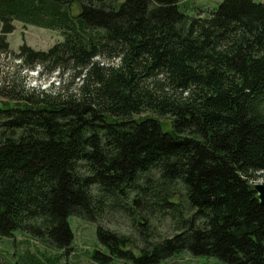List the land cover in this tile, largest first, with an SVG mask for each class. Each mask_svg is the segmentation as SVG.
<instances>
[{
	"label": "trees",
	"instance_id": "obj_1",
	"mask_svg": "<svg viewBox=\"0 0 264 264\" xmlns=\"http://www.w3.org/2000/svg\"><path fill=\"white\" fill-rule=\"evenodd\" d=\"M118 3L0 0L6 55L16 22L63 36L47 52L21 46L15 79L0 81L18 104L0 106V237L22 232L67 252L76 216L97 225L109 252L91 255L99 264H160L181 251L264 264L253 189L264 181V4L223 0L191 17L180 0ZM24 70L75 88L27 89ZM147 113L156 118H135ZM116 216L140 242L105 226Z\"/></svg>",
	"mask_w": 264,
	"mask_h": 264
},
{
	"label": "rangeland",
	"instance_id": "obj_2",
	"mask_svg": "<svg viewBox=\"0 0 264 264\" xmlns=\"http://www.w3.org/2000/svg\"><path fill=\"white\" fill-rule=\"evenodd\" d=\"M126 0H119L120 6ZM223 0H180V6L189 16L196 17L200 11H204L203 17L219 7ZM264 4V0H254ZM73 14L76 16L81 12V7L78 3H74L72 7ZM63 36L61 32L38 28L35 26L24 25L20 22L15 23L14 33L7 36L9 43L10 54L6 55L0 51V81L11 77L15 79L16 65L20 61L15 58V54L19 52L21 46L26 45L36 51L47 52L55 44L61 42ZM22 83L27 89L44 90L50 89L52 84L62 90L69 89L71 81L66 76H58L55 74L52 78L46 80L39 79V71L33 73L28 70L21 71ZM75 83H78L76 80ZM75 86V85H74ZM70 86V90L75 87ZM17 106L16 102H9L3 96H0V106L2 104ZM156 118L152 114L147 113L135 117L136 119ZM162 122L164 131H172L173 127L171 119H163ZM262 182V180H260ZM137 201V199H134ZM139 201V200H138ZM140 206V205H139ZM145 215V214H144ZM69 223L75 240L72 249L65 252L47 245L46 243L34 239L22 232H15L11 237H0V264H25L31 256H37L45 264H99L91 258V255L96 251H100L106 255L109 252L100 244L97 237V225L81 219L76 216L69 218ZM107 228L123 233L125 235L138 238L130 225V221L123 216H116L110 224H106ZM153 226L158 228V234L162 237L172 235L168 222H154ZM141 245V244H140ZM139 247V246H138ZM137 256L140 252L136 248L129 247ZM54 262V263H52ZM107 264H138L133 260H123L113 258ZM160 264H227L226 262L211 256H195L188 251H181L170 259L162 261Z\"/></svg>",
	"mask_w": 264,
	"mask_h": 264
},
{
	"label": "water",
	"instance_id": "obj_3",
	"mask_svg": "<svg viewBox=\"0 0 264 264\" xmlns=\"http://www.w3.org/2000/svg\"><path fill=\"white\" fill-rule=\"evenodd\" d=\"M253 189L257 195V199L260 202L261 205L264 206V181H256L253 184ZM136 205H140V201H135Z\"/></svg>",
	"mask_w": 264,
	"mask_h": 264
}]
</instances>
